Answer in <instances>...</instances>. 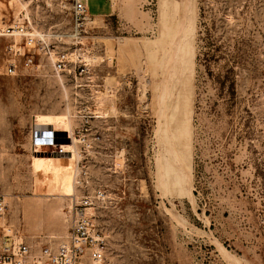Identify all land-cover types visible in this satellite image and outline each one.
Segmentation results:
<instances>
[{
  "label": "rangeland",
  "instance_id": "rangeland-1",
  "mask_svg": "<svg viewBox=\"0 0 264 264\" xmlns=\"http://www.w3.org/2000/svg\"><path fill=\"white\" fill-rule=\"evenodd\" d=\"M74 3L0 0V224L57 247L89 195L105 264H264V0H89L80 27ZM18 19L79 58L13 60Z\"/></svg>",
  "mask_w": 264,
  "mask_h": 264
},
{
  "label": "built area",
  "instance_id": "built-area-1",
  "mask_svg": "<svg viewBox=\"0 0 264 264\" xmlns=\"http://www.w3.org/2000/svg\"><path fill=\"white\" fill-rule=\"evenodd\" d=\"M87 10L88 0H75L73 21L77 26L84 25L90 19L91 15ZM15 33L23 38L24 44L19 47H16V44L10 45L8 51L13 60L22 57L25 66L31 65L35 56L42 53L52 59L53 68L58 74L66 70V66L70 62V55L79 58L75 51L71 54L66 51H57L56 58L53 59L55 51L52 45L42 39H37L25 19L14 20L7 26L4 34L14 36ZM23 48L31 50H23ZM77 65L79 69L81 68L80 74L84 73L86 65L81 61L74 62V68ZM15 71V63H9L6 73L14 74ZM67 137L71 139L69 131H67ZM57 138L58 134L50 126L39 129L36 125L32 131V141L35 145L52 143L55 146L52 151L53 155L65 156L69 154L65 145L57 142ZM84 138L79 136V140H83V142ZM93 204V196L87 195L80 199L77 196L73 197L69 209L70 229L66 241L57 247L42 245L39 251L15 232L9 224H0V264H105L106 244L102 234L97 230L93 214L90 212L94 207ZM7 210L8 205L5 197L0 194V219L5 217Z\"/></svg>",
  "mask_w": 264,
  "mask_h": 264
},
{
  "label": "crops",
  "instance_id": "crops-1",
  "mask_svg": "<svg viewBox=\"0 0 264 264\" xmlns=\"http://www.w3.org/2000/svg\"><path fill=\"white\" fill-rule=\"evenodd\" d=\"M103 2V9H101L99 12H97V14H107L109 13L111 15V11H112V3L110 1H108L107 3L104 1H100ZM88 7H89V0H88Z\"/></svg>",
  "mask_w": 264,
  "mask_h": 264
},
{
  "label": "bare ground",
  "instance_id": "bare-ground-1",
  "mask_svg": "<svg viewBox=\"0 0 264 264\" xmlns=\"http://www.w3.org/2000/svg\"><path fill=\"white\" fill-rule=\"evenodd\" d=\"M33 33H34V35H35V36H37V35H36V33H37V32H36V33H35V32H33ZM1 34H2V32H1ZM37 34H38V33H37ZM15 36H20V35H19V34H17V33H15ZM70 208H71V205H70L69 209H70ZM68 212H69V210H68Z\"/></svg>",
  "mask_w": 264,
  "mask_h": 264
},
{
  "label": "trees",
  "instance_id": "trees-1",
  "mask_svg": "<svg viewBox=\"0 0 264 264\" xmlns=\"http://www.w3.org/2000/svg\"><path fill=\"white\" fill-rule=\"evenodd\" d=\"M232 92H234V87H232Z\"/></svg>",
  "mask_w": 264,
  "mask_h": 264
}]
</instances>
